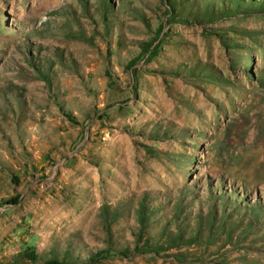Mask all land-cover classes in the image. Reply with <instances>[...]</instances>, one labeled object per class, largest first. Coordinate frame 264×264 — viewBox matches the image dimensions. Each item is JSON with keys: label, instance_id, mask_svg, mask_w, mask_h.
I'll return each instance as SVG.
<instances>
[{"label": "rangeland", "instance_id": "rangeland-1", "mask_svg": "<svg viewBox=\"0 0 264 264\" xmlns=\"http://www.w3.org/2000/svg\"><path fill=\"white\" fill-rule=\"evenodd\" d=\"M167 1L0 0V264L134 247L143 201L156 233L182 200L218 213L181 249L204 262L96 264H264V12L170 23Z\"/></svg>", "mask_w": 264, "mask_h": 264}, {"label": "trees", "instance_id": "trees-1", "mask_svg": "<svg viewBox=\"0 0 264 264\" xmlns=\"http://www.w3.org/2000/svg\"><path fill=\"white\" fill-rule=\"evenodd\" d=\"M110 2V0H108ZM189 1V0H188ZM187 0H183L180 3V8L176 7V0H168L167 4L169 6V10L166 11L167 15H170L168 18V22L172 23L173 20H177L178 22L189 24L191 20L193 22L199 21H210L214 18L217 20L222 16L233 13H249V12H264V0H222L221 3H214L209 9V5H207V9L204 12L196 11L193 13L191 10L188 11L185 16L182 14L184 12L185 3ZM108 7L110 4H106ZM218 5V6H217ZM183 6V7H182ZM220 6V7H219ZM198 16V17H197ZM215 16V17H214ZM162 28V27H159ZM161 30V29H160ZM161 32V31H160ZM220 37H223L222 33H218ZM159 37V35L157 36ZM156 37V38H157ZM151 43L144 45V52L147 53L150 51V54H153L151 51ZM133 64L137 61L136 59L131 60ZM193 74V72H192ZM199 77L203 76L201 73L198 75ZM153 136L157 141L163 140L165 137H162L160 131H155ZM150 152H153L151 147L144 145ZM19 197L15 199H11L17 203ZM10 199L6 200V202H10ZM190 205H185L184 200L178 203L177 208L175 207V211L173 212L172 220L168 221V223L163 224L160 223L161 227L158 229L156 233H153L150 229L153 224V220H157L155 216L156 210L154 207L150 206L148 201L141 203L138 208V212L140 214V229L138 233H135V245L134 247H126L121 245H115L111 243V246L107 248H102L96 252H88V257L86 260H82L75 258L72 252L66 251L62 254H59L54 250H50L49 256L43 260V264H96L104 259L114 256L121 257H130L133 255H141V254H166L165 252L177 249L174 253L176 260L180 262L187 261H197L204 262L203 259L197 255L191 257L189 251H182V248H190L192 246L202 247L206 245H214L217 241V230L212 228L214 226L212 223H216L215 220L218 219V213L212 208L210 210V217L205 216L203 212L200 210L197 215L191 211L189 208ZM255 209H260L263 207L260 203H256L251 206ZM223 214L228 215L227 211L223 212ZM232 213H229L231 216ZM197 217V222H194V218ZM193 220V221H192ZM171 225L173 229L170 228ZM217 228H220V225H217ZM223 229H227V225L225 224ZM19 257L22 260H28L31 263H37L42 260L40 254L37 252L35 248H29L26 251L22 252Z\"/></svg>", "mask_w": 264, "mask_h": 264}]
</instances>
